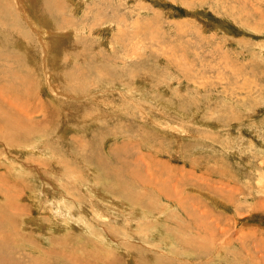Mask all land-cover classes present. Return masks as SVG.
<instances>
[{"label": "rangeland", "instance_id": "1", "mask_svg": "<svg viewBox=\"0 0 264 264\" xmlns=\"http://www.w3.org/2000/svg\"><path fill=\"white\" fill-rule=\"evenodd\" d=\"M3 1L0 264H264V0Z\"/></svg>", "mask_w": 264, "mask_h": 264}, {"label": "bare ground", "instance_id": "2", "mask_svg": "<svg viewBox=\"0 0 264 264\" xmlns=\"http://www.w3.org/2000/svg\"><path fill=\"white\" fill-rule=\"evenodd\" d=\"M3 2H4L3 0H0V3H1L0 6L5 5ZM15 2H16V1H15ZM21 2H23V1L21 0ZM17 3H18L19 6H20V7L18 6L19 9H20V10L18 9V14H19L20 16L22 15L21 18H22V17L25 18V16H27V15H25V13H24V11H23L24 9H22V8H26V7H24L20 2H18V0H17ZM17 3H16V4H17ZM18 7H17V8H18ZM38 9H39V8H38ZM16 10H17V9H16ZM27 17H28V19H30L29 16H27ZM32 22H33V21H32ZM40 23H41V22H40ZM30 24H31V23H30ZM35 24L38 25L39 22H38L37 20H35ZM31 25L34 26V24H31ZM38 27H39V26H38ZM36 28H37V27H36ZM39 28H40V27H39ZM134 153H135V152H134ZM117 155H118V153H117ZM131 164H132V162H131ZM114 166H115V165H114ZM133 170H134V169H133ZM7 203H8V202H7ZM1 210H2V209H1ZM4 211H6V210H4ZM4 213H6V212H4ZM3 221H4V220H3ZM1 222H2V220H1ZM23 223H24V222H23ZM0 224H1V223H0ZM3 228H4V227H3ZM3 230H4V229H3ZM3 230H2V231H3ZM1 242H3V241H1ZM3 255H4V254H3ZM3 255H2V256H3ZM2 258H3V257H2ZM4 259H5V258H4ZM0 260H1V259H0Z\"/></svg>", "mask_w": 264, "mask_h": 264}]
</instances>
